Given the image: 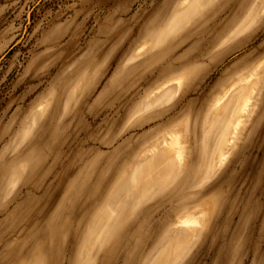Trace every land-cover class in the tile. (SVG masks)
<instances>
[{"label": "rangeland", "instance_id": "1", "mask_svg": "<svg viewBox=\"0 0 264 264\" xmlns=\"http://www.w3.org/2000/svg\"><path fill=\"white\" fill-rule=\"evenodd\" d=\"M249 13L264 0H0V264H257L264 33L203 53L178 126L148 118L183 89L165 67ZM243 78L234 133L233 102L216 101ZM221 177L223 204L208 191Z\"/></svg>", "mask_w": 264, "mask_h": 264}, {"label": "snow or ice", "instance_id": "2", "mask_svg": "<svg viewBox=\"0 0 264 264\" xmlns=\"http://www.w3.org/2000/svg\"><path fill=\"white\" fill-rule=\"evenodd\" d=\"M224 0H212L213 4L223 3ZM245 10H247L251 0H240ZM247 23L239 28L233 30L232 27L225 26L223 30L215 29L208 37L205 38V42L200 43L199 47L193 49L190 58L183 64L175 66H166L164 69V75L167 76L169 73L174 74V82L176 84L183 85V89L176 93V99L172 103L170 109L167 110L170 115L163 113H154L149 116V119L161 118L162 123H171L175 128L179 124L178 117L182 113L188 111V106L184 99V92L190 89L202 75L207 74V70L202 68L200 58L203 53L211 48L217 53L216 59L231 55L237 48L245 46L251 41L253 44L258 39V33H264V13L259 17L252 16L251 13L245 17ZM261 62L264 63V40L261 42L259 49ZM256 59V57H253ZM206 62V61H205ZM251 63V61H250ZM226 181L223 177L217 180L208 191H215L216 202L223 204L228 196L227 189L224 187ZM257 264H264V254L257 260Z\"/></svg>", "mask_w": 264, "mask_h": 264}, {"label": "crops", "instance_id": "3", "mask_svg": "<svg viewBox=\"0 0 264 264\" xmlns=\"http://www.w3.org/2000/svg\"><path fill=\"white\" fill-rule=\"evenodd\" d=\"M254 79V78H253ZM252 78H248V80L246 79V78H244L242 81L240 80V82H239V84H237V85H234V86H231V87H229V89H227L218 99H217V101H216V109H220L221 107H225V110H226V108L232 103V106H231V110H229V111H231L232 113H233V115L235 114V118H236V121L234 120V125H233V127H232V131L234 132V133H236V129H239L240 128V126H241V124H242V122H243V118H244V115L245 114H247V112H248V110L247 111H245L244 113H243V111H242V105H243V103H244V101L246 100V99H250L251 100V96H243V95H241L240 94V91H236L238 88V86H248V85H252V83H253V80ZM172 84H174L175 86H177V85H179V84H176L175 82H174V80L172 81ZM236 93V94H235ZM220 101V102H219ZM232 101V102H231ZM231 102V103H230ZM230 103V104H229ZM229 104V105H228ZM223 107V108H224ZM228 111V112H229ZM228 112L225 114V115H227L228 114ZM240 121V126L238 127V128H236V125H237V123ZM233 122V120L229 123V124H231ZM231 134V133H230ZM172 138V137H171ZM166 142L168 143V140L167 141H163V142H161V143H164V144H166ZM167 146H168V144H166ZM171 147V146H170ZM224 156V155H223ZM222 159H223V157H222ZM219 162H220V160H219ZM195 220V223L197 222V219L196 218H193V217H189V218H184V219H182V220H180L179 221V225L182 227V228H191L193 225H186L185 223L187 222V221H189V220Z\"/></svg>", "mask_w": 264, "mask_h": 264}, {"label": "bare ground", "instance_id": "4", "mask_svg": "<svg viewBox=\"0 0 264 264\" xmlns=\"http://www.w3.org/2000/svg\"><path fill=\"white\" fill-rule=\"evenodd\" d=\"M207 4V3H206ZM244 79V78H243ZM248 80V79H247ZM238 82V81H237ZM236 82V83H237ZM229 89V88H228ZM228 91V90H227ZM220 102V101H219ZM250 103H251V100L250 99H246L245 101H244V103H243V105H242V111H243V113L245 112V111H247V110H249V106H250ZM240 121L237 123V125H236V128H238L239 126H240ZM178 136H174V138L171 140V141H169L168 143L166 142V144H168L169 146H171L172 148H175V149H179L180 147H178V138H177ZM162 142H163V140H161ZM160 141V142H161ZM153 150V149H152ZM181 155H182V153H181ZM203 210V209H202ZM198 212H200V211H198ZM204 214V213H203ZM201 215V214H200ZM203 216V215H202ZM206 216V215H205ZM195 218H196V216H194ZM206 218V217H205ZM184 219V218H183ZM178 224V223H177ZM186 225H194L195 224V220H189V221H187L186 223H185ZM199 233V232H198Z\"/></svg>", "mask_w": 264, "mask_h": 264}]
</instances>
